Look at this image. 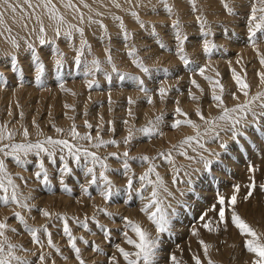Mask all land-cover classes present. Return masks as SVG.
<instances>
[{"label": "rangeland", "instance_id": "374dc122", "mask_svg": "<svg viewBox=\"0 0 264 264\" xmlns=\"http://www.w3.org/2000/svg\"><path fill=\"white\" fill-rule=\"evenodd\" d=\"M161 1L163 0H158V2H156L157 4H148L147 7H144L146 10L140 8L142 12H140L139 9L131 10L128 8L126 11L127 15L128 12L131 14L133 11L137 13L140 12L141 14H138L139 17H141L139 20L146 21H142L144 27H141L140 22L132 15L136 21V28H132L127 20L123 22L129 25L125 26L123 24L128 33H130L131 38L128 40L124 39V29L120 26L121 21L118 20L120 21L118 22L116 19L115 22V15L112 17L114 19L113 24L117 31L109 28H107V33H105L104 30H100L99 32L97 30L92 31L90 37L86 39L88 44L91 45V52L85 49L84 55L81 57L82 62L79 68L75 63V57L78 54L77 49H79L81 41H76L75 38L59 39L60 45L57 42L41 45V49L49 47L44 57H42L41 53L39 55V52L35 49L40 57V62L45 65V70L41 75L40 81L36 79L37 61L31 50L22 56V59L24 57L23 63L16 61L12 57L8 59L10 61L5 65H2L0 62V76L3 77V80H0V92L4 94L7 92L9 93L8 89L12 86L21 87L24 85L35 90L34 95L24 101L25 104L23 108L26 110L31 103L32 110L34 111L33 116L28 118L31 120V124L27 123L28 119H25L27 121L23 122V117L26 113L23 110L17 112L13 110L10 111L8 105L4 102L7 97L3 98L4 96L1 95L0 125H6L9 129L13 124H21L19 129H23L34 126V124L39 122L40 126L45 125L48 130L47 134L36 138L28 137V140L35 142L37 139L42 140L47 136H51L55 139L71 140V137L68 136L71 127L63 128V134L51 132V130L55 129L53 127V120H56L60 116L66 118L77 116L83 121L85 120L84 116H89L91 112H95V115L100 117L102 122H97V118H93L94 121L92 119H87V122L92 125L91 129H88L85 122H76L75 126L77 130H80L79 132L82 135L90 132L94 138L100 136L105 141L114 139L120 142L119 146L108 144L106 146L94 148L91 145L96 143L95 139L91 142L86 140L72 141L78 145L87 147L89 151L96 152L101 158H106V163L109 165L110 169L106 174L112 181L115 189H119L118 194L114 195L110 200H105L104 197L100 195V190L96 186H91L89 188L91 195H87L83 192L81 185L86 184L91 177H86L82 168L78 167L71 159H69L68 163L72 168V174L65 175L63 177V184H61V176L58 169L63 167V163L59 159L62 155L59 149L56 151V163H52L46 155L43 156L44 164L48 169L50 179V184L47 185L42 184L35 176L36 171L39 170L38 161L40 157L34 154H29L27 157L22 156L28 163L25 165H18L12 157H6V159H4L5 157L3 158V154L0 153V156L2 155V158H0L5 161L8 174L15 183L16 181L19 182L17 185L19 192L22 194L21 198L31 197L27 203L30 206H34L31 207V211H29L28 209H22L14 204L4 205L0 202V219L7 218L10 228L16 229L15 232L9 230L7 235L12 243L21 245L23 249H27V251L18 249L17 255L30 261L31 264H39L38 256L41 254L45 255V264H53V261L55 264H80V260L77 259L75 251L71 247L69 238L63 232V219H58L57 214L61 217H67L72 234L76 237L77 247L81 249V259L84 260L85 264H111L110 257L113 255L116 256L119 264H126L115 247V245L119 244L126 250H133L132 246L126 243L123 236V232L127 230L125 229L123 217H128L139 222L143 228L147 229L153 236H156L155 226L148 220L147 216L141 212V208L143 204L146 203V200H141L138 192L142 187L138 178L147 170L148 165L138 160L129 159L128 163L131 166V172L126 175L123 168V159H118L111 155V153L122 154L124 151H128L130 157H139L142 155L155 157V164L157 165L156 170L159 172L168 190L172 194H161L162 198L165 200V204L171 205L168 211L171 213L172 209H175L176 215L172 218V234L169 235L165 233L161 235L162 243L157 264H172L171 256L173 254L180 260L181 264H194V260L192 259L194 254L200 255L201 259L206 264L208 258L203 256V249L199 244L200 239H203L211 246L210 257L215 264H251L253 255L247 252L244 246V237L241 236L234 226L229 223L227 230L221 226L218 232H208L202 227L203 221L200 220V217L207 212L208 215L205 219L210 218L213 221L217 220L218 216L216 211H209V209L215 206L218 210L220 207L218 204V196L224 195L227 199L232 195L234 185L239 184L238 212L249 224L259 232L264 233V190L259 187V185L264 184V115L254 118L249 114L245 121L247 127H244L243 124L239 126L243 135L238 136L236 139L232 138V133L230 131L222 130L227 127L226 125H222L221 129H217V131H219V138H214V134L212 133H210L208 137L207 135L203 136L201 141L204 144L203 149L195 143H193L192 146H185V149H181L186 150L188 156L194 157L195 159L193 160H188L185 156L180 155L181 150L173 149L172 156L175 160V167L179 169L178 175L173 171L172 165L159 158L158 153L167 152L172 149L173 145H179V143L188 136L187 134L193 135V133H195V130L191 132L192 134L189 133V130L192 128L187 125H183L179 129L171 127V124L177 118L175 115L177 101H179V107L185 112L189 114L190 111L191 114H189V117L192 120L196 121L197 124L201 123V131H203L204 125L195 114L196 106L200 105L199 107L206 117L219 114V110L214 106L215 102L211 99L210 83L200 76L198 72L194 73L191 71L192 67L208 65L206 75L212 76L213 78H216V72L222 74L221 77L218 78H221V82L226 88L224 97L226 95L225 100H228H226L225 103L229 107L230 105L231 107L234 106L238 102H235L236 100L232 98L231 93L235 92L237 96L242 95L237 90L235 81L232 80L233 78L231 77L232 69L238 72L241 68V65H239L237 61L239 60L240 64H242L243 69H240V71L242 70L241 74L245 72L244 70L246 68V79L252 71L253 74L256 71L254 77H258L257 73L264 69V66L259 62L257 51L253 50L254 48L247 41L246 22L252 0H232V2L230 0L231 5L235 8V15L228 14L223 7V1L214 0L218 8H220L218 10L222 13L221 19L212 17V15L208 14L209 12L207 13L206 9L202 10L200 6L198 7L197 0L195 3L197 2L196 8L198 11L193 10L191 0H178V3L182 1L180 2L181 5H183V7L185 6V9L183 8L180 10L178 9L177 0H168L167 3L169 5L171 4V6H173L176 3L174 6H177L176 8L173 6L174 12L172 14L166 11L165 5L163 2L161 3ZM97 6H100L99 8H101V10H106L107 8L102 4H98ZM129 9L131 11H129ZM144 11L149 17L145 16ZM179 11H182V14ZM213 11L214 10H211V12ZM143 14L144 16L142 17ZM89 15L92 16L91 14ZM198 15H202L208 21V27L213 33L208 39L212 40L218 46V50H214L210 57L203 51L204 38L196 20ZM99 16L96 18L97 21H99ZM93 17L95 18L96 15ZM177 18L181 21L183 31L188 35V40L185 42L184 47L185 51L186 48L188 49L186 52L194 63L186 68L178 59L180 62H176L174 65H158L156 69V67L151 64L149 66V62L148 64L145 62V66L150 69V74L144 73L133 63V57L128 55L129 50L134 47L137 50V58L139 60L146 58L142 60L143 63L148 60V54L152 49H161L160 51L170 50L168 53L176 55L177 41L175 40L171 24L172 21ZM153 27L157 35L153 34ZM225 28L228 30V35L224 34ZM26 37L28 38L29 36ZM193 38L199 40L194 43L195 39ZM160 42H163L166 48H161ZM232 43H235V48L229 46L230 44L233 45ZM257 43L259 48L261 47L262 49H260V51L264 52V36H259L258 34ZM96 45L111 49L112 60L117 71H113L112 65L107 63L106 56H102L98 59L101 61L103 70L95 72L94 75L89 74L86 76L84 74L86 66L90 64L93 58H97L94 56L93 51V47ZM190 45H195V48L190 49ZM57 48L63 53V68L59 72H57L55 66ZM252 52L256 56L252 54ZM117 53L122 55L125 61L117 60L118 58L113 56V54ZM221 59L224 65L221 63ZM227 61L230 65H228ZM230 61H234V63L232 62L231 64ZM25 63H28L30 67L22 70L24 68L23 64ZM1 69H4V71H1ZM164 69H167V72H165ZM156 70L159 71L157 72ZM248 72L251 73L249 74ZM10 75H13L11 79L9 78ZM122 75L124 79H121ZM108 76L111 77L110 80ZM134 77H139L144 81V86L148 89L147 94L140 90L138 82L133 79ZM192 79H195L204 89L202 93L191 83ZM164 80L171 81L173 86L171 89H168L167 96L161 100L159 88L161 86L167 87L163 85ZM258 80L255 82H257L259 86ZM88 81H95L92 88L88 87ZM71 82H87L85 90H87L88 95L98 93L103 94V96L97 99H90V102L85 105L82 101L87 95L82 96V93L73 90L70 87L72 84ZM61 83H63L64 88L66 87L65 89H68V91L60 87ZM231 83L233 85H231ZM257 85H251V94H254L259 89ZM254 86L257 89H255ZM56 90L61 91V93L57 95H73L70 102L67 101L61 106L62 110L57 107L56 103H53L56 97L58 98V96L54 94ZM116 91L123 92V94L114 98L111 95ZM124 92H136L138 95L137 99H133L132 96H127ZM189 92L195 93L200 98L198 103L191 99ZM41 94H45L43 99L40 97ZM150 96L154 98L158 97L156 100L162 107L159 110L160 112L158 111L156 114L152 115L155 118L144 122L139 112L131 109L134 103L130 104L129 98L132 97V100L137 102L136 104L141 103L147 107V105H151V103L148 102ZM182 98L186 99V101L184 100L185 104ZM245 99L244 96L239 97L241 102H244ZM26 103L28 105H26ZM186 103L189 105L192 103L190 106L193 105V107L190 109L189 106L187 107L188 104ZM68 105L71 107H67ZM35 109H39L40 112L37 117H34L36 116ZM129 110H131V116L129 115ZM207 110L208 112L206 113ZM254 110L258 114L264 111L259 106L255 107ZM21 113H23V116H21ZM158 116H162L163 119L158 124L159 132L157 134L153 136H144L143 134L136 136L137 129L148 125L150 120L155 122ZM89 117L92 118L91 116ZM52 118L54 119L52 120ZM180 118L183 119V117ZM32 121H35V123ZM125 121H127V123H125ZM129 128L133 129L134 138L131 143L126 145L123 143V140L128 135ZM112 129H114V131ZM82 130H84L85 133H83ZM185 130H188V133L185 132ZM170 133L176 135L174 141L167 139L166 135ZM14 142L21 143L25 141L14 140ZM5 143H7V141ZM221 143L227 144V148H222ZM194 148L195 151L193 150ZM213 153H218L219 155H213ZM201 155L212 160L213 163L210 171L205 169L202 162H199ZM81 163L83 164L84 161L82 160ZM250 166H255L257 168V171L254 173L257 187L253 195L245 200L244 197L249 191L247 185H249L251 182L250 178L253 176V173L249 171ZM100 171L101 169L99 165H97L96 172L98 176ZM185 173H188V175L186 176ZM129 176L133 179L131 193L126 190ZM189 178L192 181L191 184L188 183ZM152 179L155 180L154 175ZM64 184L71 189L70 192L64 190ZM150 192L151 186H148L144 189L143 195L147 197L150 195ZM2 194V191H0V195ZM43 209H47L52 213V216L50 218L43 216L41 211ZM100 209H106L107 212L112 213V215L109 216L106 212L100 211ZM14 212H20L25 216L28 224L32 227L42 228V226L46 225L48 231L52 234L53 243L57 245L59 251L57 252L56 249L48 246L47 236L43 234V232L40 233L41 241L44 245L43 248L34 243L31 234L27 232L23 225L14 217ZM93 217H95V219H93ZM86 218L88 229H85L78 223V221H85ZM100 225H103L104 229H101ZM193 228L199 230V237L192 235ZM105 230L110 232V238H106ZM129 235L135 238L130 230ZM85 240L88 241L87 244L84 243ZM96 246L99 247L100 251L95 250Z\"/></svg>", "mask_w": 264, "mask_h": 264}, {"label": "snow or ice", "instance_id": "6c2138e0", "mask_svg": "<svg viewBox=\"0 0 264 264\" xmlns=\"http://www.w3.org/2000/svg\"><path fill=\"white\" fill-rule=\"evenodd\" d=\"M64 7L72 9L73 11L79 14V19L81 22L84 20L83 12H80L79 8L73 4L72 0H63ZM113 3L117 8L121 7V5L117 2V0H113ZM165 5L166 11L169 14L174 12L173 6L167 3V0H163ZM192 7L194 11H198L196 8L195 0H191ZM3 4L6 6L5 10H0V24L4 23V14L6 10H11L13 14L17 12V9L20 8L23 11V6L20 4H12L9 0H3ZM24 4L27 5L28 9H32V12L35 13L36 8H42L45 10L46 14L48 15L49 19H51L55 23L54 32L57 37H59L62 32L61 29L67 25V29L63 32V35L66 38H71L73 36V32H78L81 37L80 47L77 49V56L75 57V63L79 68L81 64V57L84 55L85 49L91 52V45L88 44L87 40L84 38V29L82 27H78L77 25L70 24L66 21L64 15L59 11L56 5L53 3V0H39L35 6L32 3V0H24ZM84 7H89L88 4H84ZM223 7L228 12L229 15H235L236 11L235 8L231 5L230 0H223ZM132 15L136 17L138 22H140L141 27H144L142 21H139V15L136 12H132ZM23 18V17H22ZM28 19H31V14H29ZM36 22L39 24L38 30V40L40 45H45L50 43L47 38V31L44 27L43 21L40 15L35 16ZM91 23H100L101 27L104 28L105 33H107V27L102 24L100 21H94L91 17L88 18ZM115 19L121 21V28L124 29L123 36L125 40L130 39V33H128L127 29L123 25V21L120 17H115ZM196 20L199 24L201 34L203 36V51L209 57L213 54L214 50H218V46L210 39L209 36L213 35L210 28L208 27V21L202 15H198ZM23 27H27L25 23ZM171 27L174 32L175 40L177 41L176 47V55L179 57L180 61L183 65L187 68L192 65L194 62L189 58L187 52L185 51V42L188 40V35L183 31V27L181 21L177 18L172 21ZM247 27V41L248 43L257 51V55L259 57V62L262 66H264V52L260 51L258 41V34L259 36H264V0H252L250 4V10L247 17L246 22ZM10 32L11 29H8ZM32 31H36V29H32ZM152 32L154 35L155 28L153 27ZM225 35H228V30L225 28ZM234 35V33H233ZM12 44L19 48L20 45L17 43L15 39L12 40ZM29 50L32 51L35 60L37 61V81H40L41 75L45 70V65L40 62V57L35 51V45L31 42L27 44ZM161 48H166V45L163 42H160ZM106 60L107 63L112 65V70L117 71L115 64L112 60V54L110 48H105ZM57 59L55 61V66L57 72H59L63 68V53L56 49ZM128 55L133 57V63L136 64L138 68H140L144 73L150 74V69L145 66L142 60L137 58V50L133 47L129 50ZM237 63H240L238 60ZM208 65L192 67L191 71L198 72L200 76H202L206 81H208L211 85V99L215 102L214 106L216 109L219 110V114L216 116H205L202 109L197 106L195 109V114L199 117V119L203 122L204 128L201 131V125L197 124L194 120H192L188 113L185 112L181 107H179V101H177V107L175 109L176 119L171 124L172 128L179 129L183 125H187L195 130L194 135L186 136L179 145H173L172 149L168 150L167 152H159V158L167 161L170 165L173 166V171L178 175L179 169L175 167V160L172 156V150H181L185 149V146H192L195 143L200 148H204V144L201 142L203 136L208 135L210 133L214 134V138H219V131L217 129H221L222 125H226V129L232 133V138L236 139L238 136L243 135L240 131V127L242 124L244 127H247L245 123L249 114H251L254 118L258 116L264 115V111L261 113H257L254 109L255 107L259 106L262 110H264V71H260L257 73L259 77V89L254 93L251 94V85L247 82V73L246 71L242 75L241 73L237 72L235 69H232V78L235 81L237 86V90L246 98L244 102H239V96L236 95L235 92L231 93L232 98L238 101L234 106L229 107L225 103L224 93H225V86L218 78H213L212 76L206 75V69ZM101 61L98 58H93L89 65L86 66L85 75L92 74L94 75L95 72L102 71ZM167 72V69H164ZM219 72H216V77H219ZM110 80L111 77L108 76ZM121 79H124V76H121ZM138 82V86L141 91H144L146 94L148 89L144 86V81L139 77H134ZM0 80H3V77L0 76ZM191 83L195 85L197 89L200 90L202 93L204 89L201 87L199 83L195 79H192ZM95 84V81H88V87L92 88ZM60 87L68 91V89L64 88L63 83H61ZM168 93V89L161 86L159 88V95L161 100H163ZM189 95L193 101H199V97L192 92H189ZM149 103H152V99L149 97ZM129 103H135L131 98H129ZM67 107H71L68 105ZM11 114V113H9ZM129 115L131 116V110H129ZM23 116V113H21ZM180 117H183L181 119ZM71 119V117H69ZM163 119L162 116H158L156 121H149L148 125L144 126L143 128L137 129L140 133L144 136H153L159 132L158 124ZM35 123V121H33ZM127 123V121H125ZM88 129L92 128V125L85 121ZM38 129V135H43L42 132L39 131V125L36 126ZM55 131L57 133L63 134L64 129L56 127ZM114 131V129H112ZM23 136L25 137V142L17 143L14 142V133L9 131L6 125H0V153L3 154L4 157H12L14 161L18 165H25L28 163L23 157H27L29 154H34L37 157H40L38 164L39 170L36 171L35 176L38 180L41 181L42 184H50L49 179V172L48 169L45 167L43 156L49 157L52 163H56V151L62 153L59 157L60 161L63 163V167L59 168L58 171L61 176V184H63V177L65 175L72 174V168L69 166V159L73 160L75 164L82 168L84 171V175L86 177L90 176L91 179L87 181L86 184H82L81 188L83 192L87 195H91L89 192V188L91 186H96L100 190V195L104 197L105 200H110L114 195H117L119 189H115L112 181L109 179L108 175L106 174L109 169V165L106 163V158H101L97 155L96 152L89 151L87 147L82 145H78L72 141L77 140H86V141H93L95 139L96 143L92 144L91 146L94 148H99L102 146H106L108 144L119 146V141L116 140H108L105 141L100 136L93 137L90 132L81 134L75 124L69 130V139H55L51 136H47L44 139H37L35 142L28 140L29 132L27 128L23 129ZM134 138V133L131 128L128 130V135L124 138L123 143L129 144ZM7 141V143H5ZM222 148H227V144L221 143ZM195 151V148L193 149ZM112 156L117 157L118 159H123V168L125 174L127 175L131 172V166L128 163L129 159L138 160L144 162L148 165L147 170L139 176V181L141 183V188L138 190L140 199L146 200V203L143 204L141 208V212H143L148 220L155 226L156 228V236H153L147 229L143 228L142 225L134 221L128 217H123L125 221V230L123 232V236L125 241L128 245H131L133 250L129 251L126 250L124 247H121L119 244L115 245L117 251L123 257V260L126 264H157V259L159 255V250L161 247V235L162 234H172V218L176 215V210L172 209L171 213L168 211L171 208V205L165 204V200L162 198V193H167L168 195H172L171 192L168 190L166 183L164 182L163 178L160 176L159 172L156 170L157 165L155 164V157H150L148 155H142L139 157H130L128 151H124L122 154L118 153H111ZM180 155L185 156L188 160L195 159L194 157L188 156L186 150H181ZM213 155H219L218 153H213ZM84 161L82 164L81 161ZM202 162L205 169L211 170L212 160L205 158L204 156H200V161ZM91 165V166H89ZM99 165L101 171L99 172V176L96 172V166ZM198 171V170H197ZM249 171L253 173V176L250 178L251 182L247 185L249 191L247 195L244 197L245 200L250 198L253 195L257 185L255 183L254 173L257 171L255 166H250ZM155 176V180L152 179V176ZM187 176L188 173H185ZM175 182V178H174ZM188 183L191 184L192 181L189 178ZM133 186V179L129 176L126 190L127 192L131 193ZM151 186V192L149 196H144L143 191L146 187ZM259 187L264 190V184L259 185ZM64 190L66 192H70L71 189L64 184ZM0 191H2V195H0V202L4 205L14 204L22 209H28L31 211V207L27 201L31 197H22V194L18 190V185L13 181L11 176L7 172V167L5 165L4 159H0ZM240 192V185H234L233 193L230 197L226 199L224 195L218 196V204L220 205L219 209L217 210L215 206L209 209V211H216L218 219L213 221L212 219H205L208 213L205 212L201 215L200 220L203 221L202 227L206 229L208 232H218L220 227L223 226L225 230H227L229 223L234 226L241 236L244 237V246L248 253L253 255V259L251 264H264V233L259 232L256 228H254L251 224H249L238 212L237 204H238V194ZM43 216L51 217L52 213H50L47 209L41 210ZM100 211L106 212L107 215L111 216L112 213H108L106 209H100ZM227 212V215H226ZM14 217L19 221L21 225H23L24 229L31 234L32 240L34 243L39 245L43 248V243L41 241L40 233L43 232L47 236V243L48 246L51 248L56 249L59 251V248L52 240V234L48 231L46 225L42 226V228H35L28 224L27 219L23 216L20 212H14ZM58 219H63V232L69 238V242L71 247L74 249L76 257L80 260V264H85L84 260L81 259V249L77 247L76 244V237L73 236L72 231L68 225L67 217H61L57 214ZM95 219V217H93ZM85 229H88L87 218L85 221H78ZM98 223V222H97ZM101 229H104L103 225H100ZM11 230L15 232L16 229L10 228V225L7 221V218L0 219V264H31L30 261L26 260L25 258L17 255V250L27 251V249H23L21 245L14 244L10 241L7 232ZM129 230L134 234L133 236L129 235ZM106 238H110V232L105 230ZM192 235L199 237L200 232L198 229L193 228ZM82 239V238H81ZM85 244L88 241H84ZM199 244L202 246L203 249V256L207 257L206 264H215V262L210 257V248L211 246L206 243L203 239L199 240ZM96 251H100L99 247L96 246ZM192 259L194 260V264H205V262L201 259L200 255H193ZM111 264H119L115 255L110 257ZM39 264H45V255L41 254L38 256ZM172 264H181L180 260L173 254L171 256ZM53 264L55 262L53 261Z\"/></svg>", "mask_w": 264, "mask_h": 264}, {"label": "bare ground", "instance_id": "6f19581e", "mask_svg": "<svg viewBox=\"0 0 264 264\" xmlns=\"http://www.w3.org/2000/svg\"><path fill=\"white\" fill-rule=\"evenodd\" d=\"M168 1V0H167ZM170 1V0H169ZM171 1H173V0H171ZM186 1V0H185ZM196 1V0H195ZM198 1V4H197V2H196V4H197V6L199 7L200 6V8L202 9V10H204V9H206L207 10V13L209 14V15H212V17H214V18H220L221 19V15H222V13H221V11L220 10H218V9H220V8H218V5H217V3L214 1V0H197ZM221 1H223V0H221ZM234 1V0H233ZM9 2L10 3H12V4H20V5H22L23 6V11H21V9L20 8H18L17 9V12L15 13V14H13L12 12H11V10H6L5 11V14H4V23L3 24H0V62L2 63V65H5L6 63H8L10 60H8V59H10V57H12L13 59H15L16 61H18V62H22V61H24V57H23V59H22V56L24 55V54H27L26 52H28L29 51V49H28V47H27V44L29 43V42H31V43H33L34 45H35V49L39 52V55H40V53H41V55H42V57H44L45 55V53L49 50V47H44V49H41L40 48V44H39V40H38V38H37V36H38V30H39V24L36 22V19H35V16L38 14V15H40V17H41V19H42V21H43V24H44V27L46 28V31H47V38H48V40L50 41V42H52V43H54V42H57L58 44H59V39H66V37L63 35V32L67 29V25H65L62 29H61V32H62V34L59 36V37H57L56 35H55V32H54V28H55V23L51 20V19H49V17H48V15L46 14V12H45V10L44 9H42V8H36L35 9V13H33L32 12V9H28L27 8V5H25L24 4V0H9ZM72 2H73V4H75L76 5V7L77 8H79V10H80V12H83V14H84V20H83V22H81L80 21V19H79V14L77 13V12H75V11H73L72 9H69V8H65L64 7V2H63V0H53V3L56 5V7L59 9V11L64 15V17H65V19H66V21L68 22V23H70V24H73V25H77L78 27H82L83 29H84V38L85 39H87L88 37H90V35H91V32L92 31H102V30H104V28H102L101 27V24L100 23H91L90 21H89V17H91L92 18V20H94V21H97V16H99V14H100V16H99V21L100 22H102V24L103 25H105L107 28H109V29H112V30H116V27L114 26V22H113V17H114V15L116 16V17H121V19H122V21L124 22L125 20H127V22H129L130 24V26L132 27V28H136L137 26H135L136 24V21L134 20V18L132 17V14L130 13V12H128V15L126 14V11L128 10V8H130L131 10L132 9H139L140 10V8H144V7H147V5L149 4H157L156 2H158V0H117V2L121 5V7H119V8H117L116 6H115V4L113 3V0H72ZM163 1H161V3H162ZM180 2H182V1H179V3H178V0H177V3H178V9L180 10V9H183L184 7H183V5H181V3ZM231 2H232V0H231ZM32 3H33V5L35 6L37 3H39V0H32ZM88 4L89 5V7H87V8H85L84 7V4ZM175 3V2H174ZM104 5L105 7H107L106 8V10L104 9V10H101V8H99L100 6H97V5ZM164 4V3H163ZM176 4V3H175ZM174 4V5H175ZM187 4V3H186ZM171 5V4H170ZM173 5V6H174ZM185 5V4H184ZM202 5V6H201ZM187 6V5H186ZM196 6V7H197ZM152 7V6H151ZM154 7V6H153ZM175 7V6H174ZM177 7V6H176ZM175 7V8H176ZM155 8V7H154ZM241 8V7H240ZM6 9V6L3 4V0H0V10H5ZM129 9V11H131ZM145 9V8H144ZM150 9V8H149ZM148 9V10H149ZM185 9V8H184ZM200 9V10H201ZM146 10V9H145ZM153 10V9H152ZM155 10V9H154ZM211 10H214L213 12H211ZM138 11V10H137ZM183 11V10H182ZM182 11H179L181 14H182ZM97 14H96V13ZM133 12H135V11H133ZM139 12V11H138ZM140 12H142L141 10H140ZM139 12V13H140ZM185 12V11H184ZM137 13V12H136ZM138 13V14H139ZM177 13H178V11H177ZM206 13V12H205ZM29 14H31V19H28V16H29ZM89 14H91L92 16H90ZM141 14V13H140ZM144 14H145V11H144ZM144 14L142 15V17L144 16ZM204 14V13H203ZM96 15V17L94 18L93 16H95ZM148 15V14H147ZM146 14H145V16H147ZM113 16V17H112ZM223 16H225V15H223ZM23 17V18H22ZM147 17H149V16H147ZM141 17H139V19H140ZM154 18H156V17H154ZM143 19H146V18H143ZM173 19V18H172ZM118 21V20H117ZM140 21V20H139ZM143 21V20H142ZM145 21V20H144ZM143 21V22H144ZM115 22H116V19H115ZM118 22H120V21H118ZM126 22V21H125ZM146 22V21H145ZM27 24V27L25 28V27H23V25L24 24ZM113 24V25H112ZM116 24V23H115ZM120 24H121V22H120ZM125 26L126 25H128V23H123ZM239 24V23H238ZM128 25V26H129ZM118 26V25H117ZM36 29V31H32V29ZM8 29H11V31L9 32L8 31ZM117 31V30H116ZM133 33V32H132ZM118 34V33H117ZM26 36H29L28 38L26 37ZM72 38H75V40L76 41H81V37H80V35H79V33L78 32H73V36L71 37V39ZM13 39H15L16 41H17V43L20 45V47L19 48H16L13 44H12V40ZM78 39V40H77ZM193 39H195V38H193ZM69 40V39H68ZM199 40V39H198ZM197 39H195V42L194 43H196V41H198ZM63 42V41H62ZM237 43V42H236ZM240 43V42H239ZM66 44V43H65ZM233 45H229V46H232V47H234L235 48V43H232ZM45 45H48V43L47 44H45ZM60 45V44H59ZM110 45V44H109ZM121 45V44H120ZM51 46V45H50ZM191 47H190V49L191 48H195V45H190ZM199 46V45H198ZM202 46V45H201ZM41 49V50H40ZM245 49V48H244ZM260 49H261V47H260ZM68 50V49H67ZM150 50V49H149ZM161 50V49H160ZM160 50H156V49H152V51H150V53L148 54V60H146V61H144V64H145V62L148 64V62H149V66H150V64L151 65H153L154 67H156V69H157V66L158 65H167V64H169V65H174L176 62H180L179 60V58H178V56L177 55H172V53H168V51H170V50H166V51H160ZM188 49L186 48V51H187ZM246 50V49H245ZM244 50V51H245ZM248 50V49H247ZM250 50V49H249ZM253 50H255V49H253ZM252 50V51H253ZM262 50V49H261ZM64 51V50H63ZM93 51H94V56H96L97 58H100V57H102V56H106L107 54L105 53V48H103V47H101V46H94L93 47ZM112 52V51H111ZM253 52H255V51H253ZM252 52V54H254ZM114 53V52H113ZM241 53V52H240ZM257 53V52H256ZM29 54V53H28ZM118 55V56H117ZM255 55V54H254ZM113 56L115 57V58H118L117 60H124L125 58L124 57H122V55H120V54H113ZM256 56V55H255ZM32 57V56H31ZM245 57H246V55H245ZM114 58V59H115ZM195 58H197V57H195ZM242 58V57H241ZM252 58V57H251ZM146 58H144V59H142V60H145ZM179 59V60H178ZM226 59V58H225ZM248 59V58H247ZM227 60V59H226ZM232 60V59H231ZM125 61V60H124ZM220 61V60H219ZM228 61H229V59H228ZM227 61V63H228V65H230L229 64V62ZM243 61V60H242ZM26 62V61H25ZM210 62V61H209ZM208 62V63H209ZM214 62H216V61H214ZM213 62V63H214ZM232 62L234 63V61H230V63L232 64ZM244 62V61H243ZM23 63V62H22ZM212 63V64H213ZM220 63V62H219ZM218 63V64H219ZM221 63H223L222 62V59H221ZM256 63V62H255ZM211 64V65H212ZM217 64V65H218ZM237 64V63H236ZM257 64V63H256ZM223 65H224V63H223ZM239 65H241V68H242V64H240L239 63ZM126 66H128V65H126ZM220 66V65H219ZM233 66V65H232ZM231 66V67H232ZM244 66V65H243ZM256 66V65H255ZM23 69L22 70H25V69H28L30 66H29V64L28 63H25V64H23ZM222 67V66H221ZM259 67V66H258ZM160 68V67H159ZM228 68V67H227ZM234 68V67H233ZM240 68V69H241ZM257 68V67H256ZM238 69V68H237ZM240 69H239V71H240ZM243 69V68H242ZM230 70V69H229ZM251 70H253V69H251ZM255 70V69H254ZM1 71H4V69L2 70L1 69ZM157 72L159 71V70H156ZM238 71V72H239ZM244 71H246V68H245V70ZM259 71V70H258ZM262 71H264V69L262 70ZM189 72V71H188ZM187 72V73H188ZM191 72V71H190ZM242 72V70L240 71V73ZM226 73V72H225ZM232 73V72H231ZM231 73H230V76H231ZM246 73H247V71H246ZM249 73V72H248ZM251 73V72H250ZM249 73V74H250ZM242 74H244V73H242ZM254 74H256V71H255V73ZM254 74H253V71H252V73L249 75V79L247 80V82L249 83V84H251V85H257V82H255V81H257L258 80V78L259 77H254ZM216 75V74H215ZM221 75L222 74H220L219 75V77H221ZM226 75H228V74H226ZM160 76V75H159ZM229 76V75H228ZM227 76V77H228ZM7 77V76H6ZM13 77V75H10V79ZM16 77V76H15ZM172 77V76H171ZM232 77V76H231ZM231 77H230V79H231ZM216 78H218V77H216ZM218 79H220L221 80V78H218ZM222 79H224V78H222ZM257 79V80H256ZM228 80V79H227ZM233 80V79H232ZM84 81V80H83ZM26 82V81H25ZM153 82H155V81H153ZM205 82V81H204ZM224 82V81H223ZM232 82V81H231ZM258 82H259V80H258ZM58 83V82H57ZM72 83V82H71ZM87 83V82H86ZM86 83H80V82H75V83H72L71 85H70V87L73 89V90H77V92H79V93H82V96H86L87 95V97L82 101V103L84 104L85 103V105H87L88 104V102H90V99H97V98H101L102 96H103V94H98V93H92V95H88V93H87V90H85V87H86ZM226 83V82H225ZM103 84V83H102ZM209 84V83H208ZM226 84H229V83H226ZM24 85V84H23ZM163 85H165V86H167L166 88L167 89H171L172 88V83H171V81H169V80H164V82H163ZM207 85V84H206ZM231 85H233L232 83H231ZM12 86V85H11ZM21 86V85H20ZM50 87V86H49ZM123 87V86H122ZM178 87V86H177ZM253 87V86H252ZM257 87H259L258 85H257ZM66 88V87H65ZM211 88V87H210ZM254 88H255V86H254ZM55 89V88H54ZM124 89V88H123ZM226 89V88H225ZM255 89H257V88H255ZM9 90V93L7 92V93H2V92H0V96L2 95V96H4L3 98H5V97H7V99L4 101L5 102V104L6 105H8V107H9V110L10 111H14V112H17V111H21V110H23L24 112H26L24 115V117H23V122H25V121H27V120H25V119H28V118H31V116H33V114H34V111L32 110V105H31V103L29 104V108H27L26 110H24L23 108H24V101H26V99H28V98H30L31 96H33L34 95V93H35V90L34 89H31V88H29L27 85H24V86H21V87H11V88H9L8 89ZM51 90H52V88H51ZM228 90V89H227ZM106 91V90H105ZM114 91V90H113ZM210 91H211V89H210ZM234 91V90H233ZM43 92V91H42ZM51 92V91H50ZM49 92V93H50ZM45 93V92H44ZM53 93V92H52ZM59 93H61V91H59V90H56L55 92H54V94H59ZM105 93V92H104ZM113 93V92H112ZM124 93H126V95L127 96H132L133 97V99H137V93L136 92H124ZM182 93V92H181ZM211 93V92H210ZM238 93V92H237ZM4 94V95H3ZM51 94V93H50ZM121 94H123V92H119V91H116V92H114V94H112L111 96H113L114 98H116L117 96H119V95H121ZM58 96V98L56 97V99L53 101V103H56V105H57V107L58 108H60L61 110H62V108H61V106H63L67 101H71V98L73 97V95L71 94V95H69V94H61V95H57ZM178 96V95H177ZM243 95H241V96H239V97H242ZM41 99H43L44 97H45V94H41ZM121 97V96H120ZM132 97H130L131 99H132ZM150 97H152V96H150ZM156 97V96H155ZM225 97H226V95H225ZM225 97H224V99H225ZM157 99H158V97H156ZM156 98H154V97H152L151 99H152V103H151V105H147V107H146V105H143V104H141V103H138V104H136L137 102H135L132 106H131V109H133L134 111H138L139 112V114H140V116L142 117V121H144V122H147V120H149V119H153V118H155V117H153L152 115H154V114H156L160 109H161V104L156 100ZM178 98V97H177ZM183 98H185V97H183ZM182 98V99H183ZM40 99V100H41ZM244 99V98H243ZM186 101V99H183V101ZM226 100H228V99H226ZM226 100H225V102H226ZM230 100V99H229ZM185 101L183 102L184 104H185ZM231 101V100H230ZM230 101H229V104H230ZM232 101H234V100H232ZM189 102V101H188ZM235 102H237V101H235ZM239 102H241V100H239ZM75 103V102H74ZM173 103V102H172ZM198 103V102H197ZM234 103V102H233ZM67 104H69V103H67ZM71 104V103H70ZM184 104H182V105H184ZM186 104H188V103H186ZM192 104V103H191ZM190 104V105H191ZM194 104V103H193ZM232 104V103H231ZM26 105H28L27 103H26ZM76 105V104H75ZM189 104L187 105V107L189 106L190 107V109L193 107V105L192 106H190ZM74 106V105H73ZM165 106V105H164ZM184 106H186V105H184ZM183 106V107H184ZM200 106V105H199ZM209 106V105H208ZM211 106H213V105H211ZM75 107V106H74ZM197 107V106H196ZM214 107V106H213ZM230 107H231V105H230ZM64 108V107H63ZM211 108V107H210ZM187 109V108H186ZM36 110V116H34V117H37V115H38V113H40L39 112V109H35ZM188 110V109H187ZM204 110V109H203ZM211 110V109H210ZM1 111V110H0ZM160 112V111H159ZM208 112V110L206 111V113ZM211 112V111H210ZM217 112V111H216ZM219 112V111H218ZM96 113L95 112H91L90 113V115L89 116H91L92 118H90L89 116H84V119L85 120H83V121H81V118L80 117H77V116H72V118L71 119H69V118H66V117H62V116H60L59 118H57L56 120H53L54 118H52V120H53V124L56 126V127H60V128H70V127H72V125L73 124H75L76 122H85V121H87V119H92L93 120V118H97V122H102V120H101V118L100 117H98V116H96L95 115ZM189 114H191L190 113V111H189ZM188 114V115H189ZM57 117V116H56ZM19 121V120H18ZM48 121H51V120H48ZM47 121V122H48ZM94 121V120H93ZM31 122V120L30 119H28V124H31L30 123ZM33 122V121H32ZM134 122V121H133ZM196 122V121H195ZM198 122V121H197ZM200 122V121H199ZM45 124V123H44ZM129 124V123H128ZM198 124H201V123H198ZM37 125H39V122H37L36 124H34V126H30V127H27V125H26V127H27V129H28V132H29V137H33V138H36V137H41V136H43V135H46L47 134V132H48V130L46 129V127H45V125H42V126H40L39 125V131L40 132H42L43 133V135H38V129H37ZM21 126V124H13L8 130L9 131H12V132H14V140L15 141H22V140H24L25 141V137L23 136V129H19V127ZM23 126V125H22ZM130 126V125H129ZM23 127H25V126H23ZM45 130V131H44ZM133 130V129H132ZM189 130V129H188ZM188 130L186 131L185 130V132H187L188 133ZM80 131V130H79ZM194 130H192V129H190L189 130V133H191V132H193ZM51 132H55L56 133V131H55V129H53V130H51ZM82 132L83 133H85L84 132V130H82ZM195 132V131H194ZM140 134H142V133H139V131H136V136L137 135H140ZM192 134V133H191ZM195 133H193V135H194ZM187 135H189V134H187ZM209 135V134H208ZM208 135H207V137H208ZM58 136V135H57ZM69 136V135H68ZM70 137V136H69ZM166 137H167V139H169V140H171V141H174L175 139H176V135H174V134H167L166 135ZM119 140V139H118ZM6 142V141H5ZM2 156V155H1ZM0 156V157H1ZM2 158V157H1ZM0 158V159H1ZM3 158H4V156H3ZM4 159H6V157L4 158ZM7 163V162H6ZM10 167V166H9ZM8 167V168H9ZM19 184V182L18 181H16V184Z\"/></svg>", "mask_w": 264, "mask_h": 264}]
</instances>
